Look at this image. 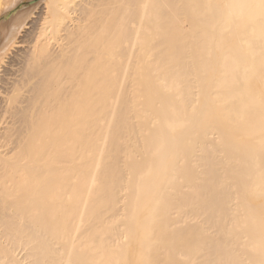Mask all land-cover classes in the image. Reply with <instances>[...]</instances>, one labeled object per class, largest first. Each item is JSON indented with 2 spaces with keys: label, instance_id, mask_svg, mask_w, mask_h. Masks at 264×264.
<instances>
[{
  "label": "bare ground",
  "instance_id": "6f19581e",
  "mask_svg": "<svg viewBox=\"0 0 264 264\" xmlns=\"http://www.w3.org/2000/svg\"><path fill=\"white\" fill-rule=\"evenodd\" d=\"M36 7L0 31V264H264V0Z\"/></svg>",
  "mask_w": 264,
  "mask_h": 264
},
{
  "label": "rangeland",
  "instance_id": "374dc122",
  "mask_svg": "<svg viewBox=\"0 0 264 264\" xmlns=\"http://www.w3.org/2000/svg\"><path fill=\"white\" fill-rule=\"evenodd\" d=\"M42 1L43 0H22V1H20L17 6L12 8L5 16L0 18V28H1V26H3V28H4V29L1 28L0 31L3 33L5 32L6 27H4L5 23H3V22H6L9 16L14 15V17H16V16H20L21 14L27 15V14L31 13L33 10L35 11L37 8L36 6H38ZM8 14H9V16H8Z\"/></svg>",
  "mask_w": 264,
  "mask_h": 264
}]
</instances>
